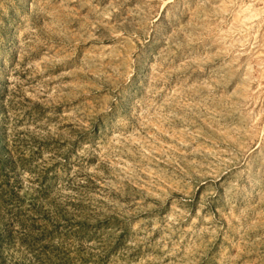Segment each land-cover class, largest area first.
I'll return each mask as SVG.
<instances>
[{"label":"rangeland","instance_id":"374dc122","mask_svg":"<svg viewBox=\"0 0 264 264\" xmlns=\"http://www.w3.org/2000/svg\"><path fill=\"white\" fill-rule=\"evenodd\" d=\"M0 264H264V0H0Z\"/></svg>","mask_w":264,"mask_h":264}]
</instances>
